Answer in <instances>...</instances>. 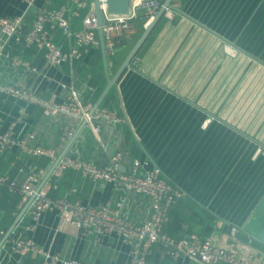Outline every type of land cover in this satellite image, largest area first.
<instances>
[{"label":"crops","instance_id":"crops-1","mask_svg":"<svg viewBox=\"0 0 264 264\" xmlns=\"http://www.w3.org/2000/svg\"><path fill=\"white\" fill-rule=\"evenodd\" d=\"M64 1L0 0V17L21 15L25 28L39 8H57ZM170 6L173 17L163 15L156 22L99 105L122 117L116 125L102 123L96 134L87 121L72 140L82 120L45 117L38 104L0 90V132L11 128L21 138L33 131V144L55 148L57 156L66 148L63 155L97 165L121 152L123 172L134 159L147 169L157 166L183 191L163 225L164 232L210 235L221 244L235 240L255 264H264V248L259 246L264 245V154L258 151L259 146L264 149V0H171ZM85 10L68 14L72 29L82 27ZM133 21L134 35L113 55L106 54V62L99 44L87 48L80 59L50 65L43 50L23 47L11 38L6 51L23 56L40 73L12 66L0 57V85L9 83L61 99L65 93L61 83L72 84L81 99L92 105L144 29L141 16ZM50 31L55 43L69 48L61 29ZM68 128L71 135H63ZM30 162L44 168L45 174L52 165L44 156L28 157L16 147L0 151L1 172L18 184L25 177L19 167ZM49 177L52 199L66 195L85 204L107 203L134 224L146 217L147 196L83 177L73 168H66L57 179ZM4 187L0 183V229L5 227L6 233L21 206L13 191ZM18 222L25 225L27 214ZM18 231L12 230L0 246V264L21 261L9 246ZM30 236L62 258L91 264H127L131 254V245L120 235L96 238L82 233L63 222L56 209L41 213ZM147 257V264H161L165 254L154 244ZM41 260L39 254L30 253L19 264H41ZM165 264H193V260L180 256Z\"/></svg>","mask_w":264,"mask_h":264},{"label":"built area","instance_id":"built-area-1","mask_svg":"<svg viewBox=\"0 0 264 264\" xmlns=\"http://www.w3.org/2000/svg\"><path fill=\"white\" fill-rule=\"evenodd\" d=\"M163 1L137 0L130 4L131 7L126 14L119 15L110 13L102 0L100 5L103 14L101 29L106 54L113 55L125 40L134 35L136 31L134 18L141 16L146 25L154 17ZM82 8L86 9L82 18V27L74 30L70 27L68 14L70 12L77 14ZM163 15L172 18V7H166ZM53 27L61 29L70 41L68 49H62L52 40L50 30ZM97 28L94 3L90 0H65L57 8L41 7L35 13L30 25L25 28L21 15L0 17V57L5 58L12 66H23L30 73H40L37 66L23 56L11 55L6 51L5 46L9 39L14 38L23 47L33 46L43 50L48 64L60 65L66 61L80 59L89 47H98L100 42ZM230 51L235 53L236 49L231 48ZM61 88L65 90V93L63 98L58 99L55 94L44 96L35 89L21 88L9 83L0 85L2 92L38 104L45 117L62 115L70 119H86L96 134L102 123L112 127L122 120V117L114 110L103 106H98L88 116L92 105L81 99L76 87L72 84L61 83ZM71 133L72 129L68 128L63 135L69 136ZM34 137L35 133L32 131L24 137L17 138L13 135L12 129L8 128L0 132V151L16 147L28 157L45 156L53 163L57 157L55 148L33 144L31 140ZM258 151L264 154L262 146H259ZM120 156L121 152L115 153L107 163L97 165L90 160L63 155L51 172V176L57 179L61 177L66 168H73L78 170L83 177L109 181L121 187L125 192L133 191L147 196L149 207L146 217L140 224L127 220L122 216L119 208L111 207L107 203L85 204L80 200H70L66 195L52 199L49 197L50 177L37 190L46 170L36 163L30 162L19 167L20 172H25L24 180L20 184L15 178H10L7 173L0 170V183L6 184L9 190L19 192L21 207L34 194L24 212L28 216V222L25 225H20L18 222L14 229L17 227L20 231L9 239L10 252L17 255L21 261L28 254L37 253L42 256L41 264H91L89 261L77 258H62L57 253H52L39 246L31 238L30 232L37 227L41 213L47 209H56L63 222L74 226L82 233L94 234L96 238L109 233L120 235L131 245V254L127 264H147V255L154 244L159 245L163 253L173 259L186 256L193 260V264H255L250 255L236 247L235 240L221 244L210 235L199 236L189 233L176 237L164 232L163 225L168 220L169 210L183 196V191L162 176L159 167L144 168L138 159L132 161L127 171H121ZM232 228L235 230V227ZM4 234L5 231L0 229V238ZM21 261L19 260L18 264Z\"/></svg>","mask_w":264,"mask_h":264},{"label":"water","instance_id":"water-1","mask_svg":"<svg viewBox=\"0 0 264 264\" xmlns=\"http://www.w3.org/2000/svg\"><path fill=\"white\" fill-rule=\"evenodd\" d=\"M170 2H171V0H164L162 2L161 6L159 7V9L157 10V12L155 13L154 17L144 26L143 31L140 33L138 38L135 40L134 44L132 45V47L130 48L128 53L126 54V56L123 59V61L121 62V64L119 65L115 74L111 77H108L107 84H106L105 88L102 90V92L99 94V96L97 97L95 102L92 104L91 109L88 113V116H90L94 112V110L102 103V101H103L107 91L109 90V88L116 82L119 75L129 65L130 61L135 56V54L137 53V51L139 50L141 45L144 43V41L146 40L150 31L152 30V28L156 24V22L163 16L165 8L170 6ZM93 3H94V10H95L96 18H97V25H98L97 34L99 37L100 48H101V52L103 55V59L106 62V50H105V46H104L103 33H102V29H101V25L103 23V14H102L100 5L102 3V0H93ZM104 3L106 4L107 10L110 13L121 15V14H126L129 11V6H130L129 0H104ZM86 123H87V120L83 119L81 122V126H79L78 130L74 133L72 140L75 138V136H77L79 129H81V127L86 125ZM65 151H66V148L55 158L54 162L52 163V165L47 170L46 174L43 176L40 183L38 184L37 190L49 178V176L51 175V172L53 171L54 167L56 166L59 159L63 156ZM33 197H34V194H32L29 197V199L27 200V202H25V204L21 207V209L18 212L17 216L15 217L13 223L11 224L9 229L6 231V233L3 235V237L0 241V246L9 237L13 228L15 227V225L18 223V221L20 220V218L24 214L26 208L28 207V205L31 202Z\"/></svg>","mask_w":264,"mask_h":264},{"label":"trees","instance_id":"trees-1","mask_svg":"<svg viewBox=\"0 0 264 264\" xmlns=\"http://www.w3.org/2000/svg\"><path fill=\"white\" fill-rule=\"evenodd\" d=\"M85 12H86V10H85ZM85 14V13H84ZM31 48H34L33 46L31 47ZM30 48V49H31ZM45 157V156H44ZM45 158H47V157H45ZM48 159V158H47ZM49 160V159H48ZM6 187H4V188H7V191L9 190V188H8V186L6 185V184H4ZM10 192H12L13 194H14V196H15V198H16V203L17 202H19L20 201V194H19V192H17L16 190H9ZM176 205V204H175ZM175 205H173V206H171V208H170V210H169V213H171V211H172V208L175 206ZM19 209V208H18ZM181 214V213H180ZM185 219V218H184ZM168 222V221H167ZM3 230V229H2ZM6 230V228L4 227V231ZM166 232V231H165ZM167 234H170V233H168V232H166ZM170 235H172V234H170ZM173 236H176V235H173ZM179 236H181V235H179ZM179 236H176V237H179ZM199 236H201V235H199ZM259 246H261L262 248H264V245H259ZM147 259H148V257H147ZM169 259L171 260L172 259V257H170V256H168V255H166L165 254V258L163 259V260H161V264H165V263H167V261H169Z\"/></svg>","mask_w":264,"mask_h":264}]
</instances>
